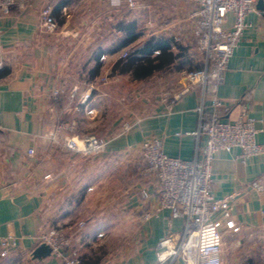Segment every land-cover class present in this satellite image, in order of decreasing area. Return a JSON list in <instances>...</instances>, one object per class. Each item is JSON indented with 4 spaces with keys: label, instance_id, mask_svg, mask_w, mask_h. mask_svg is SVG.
Segmentation results:
<instances>
[{
    "label": "crops",
    "instance_id": "1",
    "mask_svg": "<svg viewBox=\"0 0 264 264\" xmlns=\"http://www.w3.org/2000/svg\"><path fill=\"white\" fill-rule=\"evenodd\" d=\"M45 1L17 0L0 11V238L18 239L8 256L0 254V264H64L53 254L41 260L32 255L39 236L56 226L70 237L67 255L81 264H187L159 260L160 242L182 234L184 219L161 209L158 186L141 176L142 145L151 138L170 156L199 159L205 142L197 134L200 110L217 111L223 121L243 114L257 119V141L264 143L261 0L246 16L223 81L214 89L200 84L188 90L183 71L202 65L191 1L136 0L131 8L127 0H54V31L42 25ZM233 24L229 13L224 26ZM155 38L167 40L179 57L139 78L120 55ZM182 61L187 64L179 68ZM158 76L153 92L163 86L182 95L170 102L147 89L135 97L134 84ZM119 102L137 111L122 120ZM90 134L107 139L99 153L83 155L63 145L65 138ZM239 153L220 150L212 165L215 197L238 194L231 216H217L225 236L223 264H264V191L252 187L264 182V157L243 161Z\"/></svg>",
    "mask_w": 264,
    "mask_h": 264
},
{
    "label": "built area",
    "instance_id": "2",
    "mask_svg": "<svg viewBox=\"0 0 264 264\" xmlns=\"http://www.w3.org/2000/svg\"><path fill=\"white\" fill-rule=\"evenodd\" d=\"M195 5L193 17L196 22L197 43L200 53L199 68L183 71L186 87L202 84L216 88L223 81L230 58L238 47L247 27L246 16L256 10L257 0H189ZM17 0H0V11L13 6ZM54 0H46L41 12L42 25L47 31H54L58 21L53 14ZM131 8L138 5L136 0H127ZM229 13L234 14L231 29L224 26ZM264 15V10H263ZM133 52L124 50L120 58L125 59ZM4 64L0 62V69ZM107 78H103L106 82ZM183 89V90H184ZM166 96L174 102L182 95ZM222 101L215 97L214 107ZM201 112V126L197 134H204L205 142L200 147L199 159H182L166 154L159 140L147 139L142 145L141 176L158 186L159 207L169 209L173 217L184 219L182 234L171 233L160 242L159 260L166 262L182 259L187 264H223L224 233L218 226V215L224 220L231 216L237 200V193H230L223 198H216L213 193L212 165L215 154L220 150L240 149L238 157L246 161L253 156L264 157V143L257 141V119L241 115L235 121H223L218 112ZM107 144V139L94 134L65 138L66 149L90 155L99 153ZM34 151L31 150L30 153ZM49 177V175H47ZM252 187L258 192L264 191V182L254 181ZM149 198V192L143 193ZM146 215L145 218H148ZM84 227L85 221L78 223ZM39 245L46 243L52 248V254L64 264H81L77 256H68L66 251L71 246L67 231L60 226L43 232ZM18 246V239L13 236L0 238V254L8 256Z\"/></svg>",
    "mask_w": 264,
    "mask_h": 264
},
{
    "label": "trees",
    "instance_id": "3",
    "mask_svg": "<svg viewBox=\"0 0 264 264\" xmlns=\"http://www.w3.org/2000/svg\"><path fill=\"white\" fill-rule=\"evenodd\" d=\"M138 36L139 35L136 34L133 40L137 39ZM127 42H130L129 39H127L126 43ZM147 44V46L136 49L127 58L121 59V62L125 61V65L129 67L135 66L134 73L135 76L139 78H145L156 71L170 67L179 57L177 54H174L169 50V43L167 40L155 38L148 41ZM159 50V54H154L153 56L150 55ZM186 64L187 61H182L179 68H184ZM196 67L199 68L198 65H196ZM0 75H2V73Z\"/></svg>",
    "mask_w": 264,
    "mask_h": 264
},
{
    "label": "rangeland",
    "instance_id": "4",
    "mask_svg": "<svg viewBox=\"0 0 264 264\" xmlns=\"http://www.w3.org/2000/svg\"><path fill=\"white\" fill-rule=\"evenodd\" d=\"M199 59V58H198ZM170 74H172V73H170ZM161 77L162 76H158V78L157 79H155V80H153V81H149V83H143V84H141V83H137V84H134V87H133V89L132 90H134V93H135V97H138L139 95H141L142 94V91L143 92H147V89H149V93L151 94H153V93H155V96H158V97H162V96H170L172 93H173V88H171V87H167V89L166 90H161L162 88H163V86H161V87H159L160 89H159V93H157L158 91H155V92H153L154 90H157L156 88L154 89V86H153V83H157V84H160V79H161ZM160 78V79H159ZM120 90H122V91H125V88L124 89H120ZM120 94H121V92H119ZM152 96V95H151ZM121 100V99H120ZM122 101V100H121ZM118 110H119V113H118V115H119V117H120V119H124V116H125V114H128L129 112H131V111H133V112H135V111H137V107H132V106H130L129 105V103L128 104H125V103H121V102H119V104H118ZM102 138H104V137H102ZM124 236V235H123ZM120 237V238H119ZM118 237V239L120 240H122V236L120 235ZM168 261H170V260H168Z\"/></svg>",
    "mask_w": 264,
    "mask_h": 264
},
{
    "label": "water",
    "instance_id": "5",
    "mask_svg": "<svg viewBox=\"0 0 264 264\" xmlns=\"http://www.w3.org/2000/svg\"><path fill=\"white\" fill-rule=\"evenodd\" d=\"M263 0L260 1V6L264 8L263 5ZM33 257L37 258L39 260L43 259L44 257L52 255V248L46 244V243H41L36 247V249L33 251Z\"/></svg>",
    "mask_w": 264,
    "mask_h": 264
}]
</instances>
